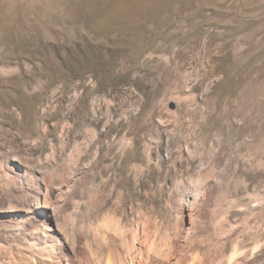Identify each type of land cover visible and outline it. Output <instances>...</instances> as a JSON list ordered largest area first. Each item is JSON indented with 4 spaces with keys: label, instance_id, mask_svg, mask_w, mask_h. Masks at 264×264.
I'll return each instance as SVG.
<instances>
[{
    "label": "rangeland",
    "instance_id": "1",
    "mask_svg": "<svg viewBox=\"0 0 264 264\" xmlns=\"http://www.w3.org/2000/svg\"><path fill=\"white\" fill-rule=\"evenodd\" d=\"M45 202L82 248L117 219L264 264V0H0V245L23 264Z\"/></svg>",
    "mask_w": 264,
    "mask_h": 264
},
{
    "label": "bare ground",
    "instance_id": "2",
    "mask_svg": "<svg viewBox=\"0 0 264 264\" xmlns=\"http://www.w3.org/2000/svg\"><path fill=\"white\" fill-rule=\"evenodd\" d=\"M45 204L49 202L37 203L31 218L11 235L28 240L29 264H202L197 254L189 256L191 250L182 246L180 238L174 240L167 235L160 240L155 232L142 242L145 246L137 247L138 237L134 234L128 241L129 231L117 219L105 220L99 227L97 237L106 243L96 247L98 238H94L88 248H82V238L72 239L63 222L53 228L56 215ZM20 252L18 247L0 245V264H23L26 258Z\"/></svg>",
    "mask_w": 264,
    "mask_h": 264
}]
</instances>
